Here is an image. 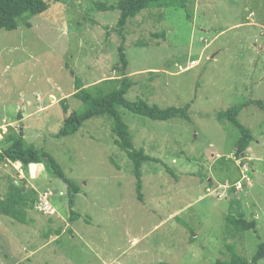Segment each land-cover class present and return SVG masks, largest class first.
Returning <instances> with one entry per match:
<instances>
[{
    "label": "rangeland",
    "instance_id": "1",
    "mask_svg": "<svg viewBox=\"0 0 264 264\" xmlns=\"http://www.w3.org/2000/svg\"><path fill=\"white\" fill-rule=\"evenodd\" d=\"M120 1L46 0L45 13L0 31V151L22 132L82 189L74 207L81 218L72 222L67 186L39 165L40 185L52 177L54 195L45 206L39 195L22 222L0 214V264H216L230 260V248L251 261L257 233L229 219L256 220L264 242V111L249 105L239 113L254 136L241 155L239 131L220 116L264 102V0H192L186 8L174 0L123 29ZM125 77L133 82L127 100L188 106L190 117L154 121L117 107L135 149L160 160L142 162V199L111 115L56 137L85 109L76 81L103 96Z\"/></svg>",
    "mask_w": 264,
    "mask_h": 264
},
{
    "label": "trees",
    "instance_id": "2",
    "mask_svg": "<svg viewBox=\"0 0 264 264\" xmlns=\"http://www.w3.org/2000/svg\"><path fill=\"white\" fill-rule=\"evenodd\" d=\"M182 8H186L192 0H178ZM174 3V0H121L118 10L120 17L118 19V27L123 29L130 18L136 17L143 10L151 8L169 7ZM48 10L46 0H0V31H13L19 26L20 20H27L36 15L45 13ZM28 27H32L29 21H26ZM120 65L122 68L128 66V60L124 51V46H120ZM74 74L73 71H71ZM125 76V75H124ZM77 90L81 91L75 96L82 100L84 111L80 114H73L66 118L57 138H63L76 133L85 121L93 118L96 115L109 114L115 120L116 134L121 144L122 150L126 152L129 159L134 164V174L136 178L137 191L139 198L143 188L141 167L142 162H160L157 158L146 154L143 150L135 149L132 141L129 138L128 126L122 119L117 107H122L134 114L150 118L154 121H168L179 116L189 119V111L187 108L169 107L162 109L157 105H151L146 100L138 98L135 101H129L126 98L129 90L133 86V82L128 78H123L118 90L107 93L103 96L92 95L87 89H82L76 81ZM65 101V99L63 100ZM249 105H256L264 111V102L261 100H248L242 104L231 107L226 114L220 117L228 120L240 133L237 141V154L241 155L249 148L254 140L251 131L240 123L238 115L243 108ZM20 120L22 116L19 115ZM3 140V139H2ZM0 140V141H2ZM8 146L0 151V163L12 162L20 164L21 169L27 176L31 165H45L47 171L54 177L60 179L66 186L69 196V208L71 213V221L75 222L81 218V215L74 211L75 196L82 192L81 187L70 180L64 173L60 164L48 152L36 149L33 146H27L25 139L20 134L11 135L8 141ZM172 170V169H171ZM174 170L171 172L173 173ZM175 172V171H174ZM22 210H28L22 203H13L0 198V214H6L19 222H22ZM230 223L237 229L242 231H254L257 233L258 239L261 241L256 253L251 261L243 259L234 248L231 249V258L229 261L218 260L216 264H259L264 260V242L257 232V221H248L243 217H231Z\"/></svg>",
    "mask_w": 264,
    "mask_h": 264
},
{
    "label": "crops",
    "instance_id": "3",
    "mask_svg": "<svg viewBox=\"0 0 264 264\" xmlns=\"http://www.w3.org/2000/svg\"><path fill=\"white\" fill-rule=\"evenodd\" d=\"M23 120L24 117L21 120L18 119L17 122L13 121L9 123V125L10 127H14L17 123H21ZM2 139V135L0 134V140ZM38 166L39 165H31L29 168V174L26 176L18 163L15 164L8 161L3 163V165L0 164V198L13 203H22L29 210L36 206L39 195L44 194L46 196L45 200L42 202L47 201L49 197L51 198L54 195V191L50 189V182L53 183V179L49 176L48 186L41 187L40 182L44 176L39 172ZM173 166L176 167V171L173 172L178 173V167L176 165ZM80 194L82 193H79L76 196H79ZM52 207L55 212L58 213L54 205L51 204V208Z\"/></svg>",
    "mask_w": 264,
    "mask_h": 264
},
{
    "label": "built area",
    "instance_id": "4",
    "mask_svg": "<svg viewBox=\"0 0 264 264\" xmlns=\"http://www.w3.org/2000/svg\"><path fill=\"white\" fill-rule=\"evenodd\" d=\"M240 161H242V163L244 164V168H246V166H249V164H246L248 162H245L246 161L245 158L241 159ZM249 163H250V166H254L251 162H249ZM172 170L176 171V167L173 166ZM42 205L45 206L46 202H43Z\"/></svg>",
    "mask_w": 264,
    "mask_h": 264
},
{
    "label": "water",
    "instance_id": "5",
    "mask_svg": "<svg viewBox=\"0 0 264 264\" xmlns=\"http://www.w3.org/2000/svg\"><path fill=\"white\" fill-rule=\"evenodd\" d=\"M21 136H23V133L21 132V134H20Z\"/></svg>",
    "mask_w": 264,
    "mask_h": 264
}]
</instances>
